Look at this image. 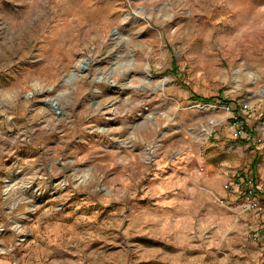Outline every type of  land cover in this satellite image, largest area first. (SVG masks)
<instances>
[{
  "label": "rangeland",
  "instance_id": "rangeland-1",
  "mask_svg": "<svg viewBox=\"0 0 264 264\" xmlns=\"http://www.w3.org/2000/svg\"><path fill=\"white\" fill-rule=\"evenodd\" d=\"M249 175L264 0H0V264H264Z\"/></svg>",
  "mask_w": 264,
  "mask_h": 264
},
{
  "label": "built area",
  "instance_id": "built-area-1",
  "mask_svg": "<svg viewBox=\"0 0 264 264\" xmlns=\"http://www.w3.org/2000/svg\"><path fill=\"white\" fill-rule=\"evenodd\" d=\"M237 185H244L245 188L242 189V192L245 193V199L246 202L245 207L246 208H259L260 207V199L259 194H257L256 188H260L261 186H264V179L260 181H256L255 177L253 175H249L246 177V180L244 181V178H240V180L237 179L236 181ZM228 186V184H226ZM259 234L257 232L254 234V238H258Z\"/></svg>",
  "mask_w": 264,
  "mask_h": 264
},
{
  "label": "water",
  "instance_id": "water-1",
  "mask_svg": "<svg viewBox=\"0 0 264 264\" xmlns=\"http://www.w3.org/2000/svg\"><path fill=\"white\" fill-rule=\"evenodd\" d=\"M81 65H83V64H81ZM53 105H54V103H52Z\"/></svg>",
  "mask_w": 264,
  "mask_h": 264
}]
</instances>
